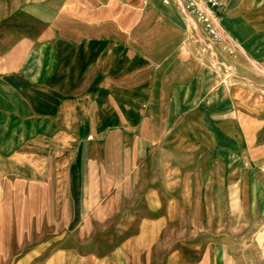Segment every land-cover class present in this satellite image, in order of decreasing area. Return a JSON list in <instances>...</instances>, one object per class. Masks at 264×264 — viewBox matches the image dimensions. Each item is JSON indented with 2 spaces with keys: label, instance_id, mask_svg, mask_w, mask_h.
<instances>
[{
  "label": "rangeland",
  "instance_id": "obj_1",
  "mask_svg": "<svg viewBox=\"0 0 264 264\" xmlns=\"http://www.w3.org/2000/svg\"><path fill=\"white\" fill-rule=\"evenodd\" d=\"M67 3L0 0V149L42 171L4 177L0 264H264V157L241 190L157 141L149 64L61 42Z\"/></svg>",
  "mask_w": 264,
  "mask_h": 264
},
{
  "label": "crops",
  "instance_id": "obj_2",
  "mask_svg": "<svg viewBox=\"0 0 264 264\" xmlns=\"http://www.w3.org/2000/svg\"><path fill=\"white\" fill-rule=\"evenodd\" d=\"M59 14L61 32L70 35L61 42L75 38L90 40L98 50L106 47L109 55L103 61L108 63L114 62L112 55L122 43L128 63L134 58L149 64L151 72L140 67L139 76L150 74L147 110L163 112L157 141L195 165L207 163L226 184L247 189L244 182L258 174L264 157V74L256 69H264V0H230L220 11L222 34L235 48L233 55L219 48L217 60L225 74L201 54L203 27L177 5L161 0H68ZM48 137L43 145L51 143ZM13 152L0 149V190L6 176L32 182L42 172L32 171L35 164L11 162L26 157Z\"/></svg>",
  "mask_w": 264,
  "mask_h": 264
},
{
  "label": "built area",
  "instance_id": "obj_3",
  "mask_svg": "<svg viewBox=\"0 0 264 264\" xmlns=\"http://www.w3.org/2000/svg\"><path fill=\"white\" fill-rule=\"evenodd\" d=\"M165 5H177L185 14L194 18L204 29L209 44L206 49L220 48L231 55L235 48L221 31L220 11L230 0H161ZM205 49V50H206Z\"/></svg>",
  "mask_w": 264,
  "mask_h": 264
}]
</instances>
